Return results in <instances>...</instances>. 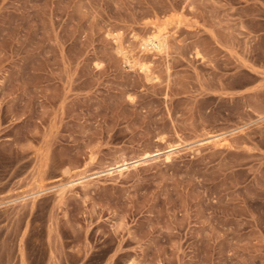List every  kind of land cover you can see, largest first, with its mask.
I'll list each match as a JSON object with an SVG mask.
<instances>
[{
	"label": "rangeland",
	"instance_id": "374dc122",
	"mask_svg": "<svg viewBox=\"0 0 264 264\" xmlns=\"http://www.w3.org/2000/svg\"><path fill=\"white\" fill-rule=\"evenodd\" d=\"M0 264H264V0H0Z\"/></svg>",
	"mask_w": 264,
	"mask_h": 264
},
{
	"label": "bare ground",
	"instance_id": "6f19581e",
	"mask_svg": "<svg viewBox=\"0 0 264 264\" xmlns=\"http://www.w3.org/2000/svg\"><path fill=\"white\" fill-rule=\"evenodd\" d=\"M166 39H167V37L164 34H161V33H159V34H152V36H150L149 38L143 39L141 41V46H143L144 49L151 47L150 49H152V50L154 49V50H156L158 52H162L166 48V46H167ZM139 65L142 67V69L144 71L145 70L146 71L148 70V67H147L148 65L147 64L140 62ZM119 169H120V167H119ZM128 169H130V167L127 168V170ZM119 174L122 175L123 174V171H120Z\"/></svg>",
	"mask_w": 264,
	"mask_h": 264
}]
</instances>
